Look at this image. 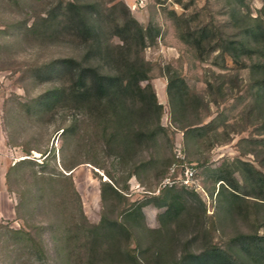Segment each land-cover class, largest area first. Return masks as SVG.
<instances>
[{
  "label": "rangeland",
  "instance_id": "obj_1",
  "mask_svg": "<svg viewBox=\"0 0 264 264\" xmlns=\"http://www.w3.org/2000/svg\"><path fill=\"white\" fill-rule=\"evenodd\" d=\"M59 1L75 0H0V112L12 158L29 160L11 174L16 218L0 223V264H75L82 241L77 247L65 241L66 224L57 228L59 212L76 214L80 208L87 223L96 225L108 205L102 202L101 185L110 180L128 204L159 196L165 184L181 174L180 170L171 174L168 169L177 150L185 163L197 170L195 192L203 202L207 226L214 223L212 244L233 257L238 246L232 238L239 234L264 236V200L254 197L260 194L256 185L244 181L249 166L264 176V95L259 85L264 72L254 69L257 62L264 61L253 56L235 63L219 52L198 59L180 39L171 16V12L189 17L198 14L201 23L214 24L224 34L234 35L224 0H142L141 5L136 0H79L96 2L101 8L122 2L142 27L159 29L142 57L150 68L149 83L162 105L160 125L166 134H160L156 144L138 156L141 162L153 160L156 168L164 171L158 179H154L153 169H138V179L127 178V169L117 165L109 146L104 145L106 136L101 128L95 129L86 117L78 133L62 134L75 113L63 105H42L47 92L69 80L64 71L44 67L83 54L67 32L55 41L25 36V27L46 16ZM247 4L253 18L261 16L262 0H247ZM168 67L183 79L190 94L200 98L198 113L189 110L182 117L177 105H169ZM69 167H73L70 173L62 170ZM60 173L69 175L68 179ZM216 174L231 176L238 185L236 194L243 201L239 213L229 214L222 197L217 196ZM173 187L182 189L177 184ZM142 211L145 225L158 229L157 218L163 210L148 205ZM171 238L168 248L176 260L199 250L196 231L190 226ZM189 240L193 242L186 246Z\"/></svg>",
  "mask_w": 264,
  "mask_h": 264
},
{
  "label": "trees",
  "instance_id": "obj_2",
  "mask_svg": "<svg viewBox=\"0 0 264 264\" xmlns=\"http://www.w3.org/2000/svg\"><path fill=\"white\" fill-rule=\"evenodd\" d=\"M224 2L234 35L224 34L214 24L201 23L198 14L189 17L171 12L180 39L201 60L219 52L235 63H240L243 58L250 60L253 56L264 61V0L261 16L254 18L247 0ZM24 32L27 38L42 41H55L67 32L83 49L79 59L65 58L44 67H53L69 76L64 85L46 93L42 104L50 108L63 105L75 113L72 124L63 129L62 134L78 133L84 123L83 118L87 117L95 129L101 128L100 132L106 136L104 145L109 146L117 165L127 169V178L138 179V169L143 172L153 169L154 179L161 177L164 171L156 168V162L138 160L144 148L155 145L157 137L166 134L160 125L162 105L157 102L149 83L150 68L142 57V51L148 42L157 38L159 29L156 26L142 27L122 2L113 1L110 6L101 8L96 2L75 0L57 2L46 16L36 18L32 25L25 27ZM254 69L264 72V62H257ZM259 85L264 95V79ZM166 93L169 105H177L182 117L189 110L198 113L202 107L200 98L190 94L183 79L170 67L167 68ZM78 115L81 116L78 118ZM26 161L29 160L20 159L14 165L10 178L16 167ZM174 162L176 160L171 165ZM249 167L248 178L244 181L256 185L260 194L254 197L264 200V176ZM72 169L62 168L66 173ZM59 175L64 179L69 177L62 173ZM213 179L219 187L217 196L222 197L227 212L233 215L239 213L243 201L236 194L238 185L233 178L216 174ZM166 185L159 196L128 204L113 181L103 182L101 199L108 205L96 225L87 223L80 208L72 209L77 210L76 214L60 211L57 228L66 224L65 241L74 247L82 241L77 247L80 253L74 263L264 264V236H235L231 242L238 247L232 257L212 244L214 223H210L211 227L207 226L205 208L195 188L182 186L177 190L174 185ZM148 205L163 210L157 218L158 229H149L145 225L142 210ZM186 226L196 231L199 250L196 255L186 252L176 260L168 246L172 242L171 236ZM191 242L187 241L186 246Z\"/></svg>",
  "mask_w": 264,
  "mask_h": 264
},
{
  "label": "crops",
  "instance_id": "obj_3",
  "mask_svg": "<svg viewBox=\"0 0 264 264\" xmlns=\"http://www.w3.org/2000/svg\"><path fill=\"white\" fill-rule=\"evenodd\" d=\"M19 160L13 159L8 149L0 112V223L16 218V199L10 190V173Z\"/></svg>",
  "mask_w": 264,
  "mask_h": 264
},
{
  "label": "built area",
  "instance_id": "obj_4",
  "mask_svg": "<svg viewBox=\"0 0 264 264\" xmlns=\"http://www.w3.org/2000/svg\"><path fill=\"white\" fill-rule=\"evenodd\" d=\"M139 5L142 4V0H136ZM176 162H174L169 171L171 174L177 173L178 170L181 171V174L177 175L173 181L167 182V184L171 185H179L185 187H193L195 188V180H196V170L192 166H188L185 163V157L180 150H177L175 155ZM166 185V184H165Z\"/></svg>",
  "mask_w": 264,
  "mask_h": 264
}]
</instances>
